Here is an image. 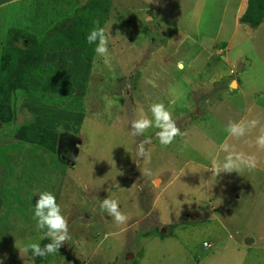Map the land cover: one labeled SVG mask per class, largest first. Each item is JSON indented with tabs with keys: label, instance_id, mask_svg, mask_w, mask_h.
<instances>
[{
	"label": "rangeland",
	"instance_id": "rangeland-1",
	"mask_svg": "<svg viewBox=\"0 0 264 264\" xmlns=\"http://www.w3.org/2000/svg\"><path fill=\"white\" fill-rule=\"evenodd\" d=\"M86 2L0 0V58L8 31H21L11 40L17 51L24 41L45 46L54 25ZM105 2L107 63L96 53L86 61L77 49L45 52L33 75L39 86L8 92L12 119L0 123V262L264 264V148L257 144L264 18L255 28L239 23L246 0ZM53 73L72 93L57 81L43 87ZM155 103L182 133L166 148L154 127L130 134L131 121L151 119ZM230 122L243 135L233 136ZM31 124L56 133L54 152L16 140V130ZM146 137L148 161L136 156ZM224 145L255 158L256 167L214 175L213 160L222 164L228 155ZM44 191L55 194L71 239L55 255L21 259L28 244L50 242L33 219ZM107 197L119 202L126 224L101 210Z\"/></svg>",
	"mask_w": 264,
	"mask_h": 264
},
{
	"label": "trees",
	"instance_id": "trees-1",
	"mask_svg": "<svg viewBox=\"0 0 264 264\" xmlns=\"http://www.w3.org/2000/svg\"><path fill=\"white\" fill-rule=\"evenodd\" d=\"M107 7L108 3L105 0H87L80 11L74 12L73 17L62 19L54 25L55 27L47 37L49 38L52 32L54 34L45 46L42 43L36 46L38 45L36 42L27 46L24 41L23 48L17 51L12 46L11 40L14 36L21 34V31L7 32L0 58V123H8L12 119L10 109L6 104L8 92L22 88L29 89L33 84L38 85L33 75H37L41 69L45 52L77 49L81 52L84 60L90 61L95 53V45L88 44L86 37L93 27H101L102 20L107 15ZM263 18L264 0H246V8L238 18V22L255 28ZM94 22H98V25ZM42 41L44 40L42 39ZM25 54L26 57H24ZM24 58L31 59L30 63H25ZM46 80H44L43 87L48 82L57 81L67 87V95L73 91L68 81L58 73L49 75ZM29 82L31 85L28 84ZM15 136L18 141L41 146L50 152L55 151L58 141L54 131L33 124L19 127Z\"/></svg>",
	"mask_w": 264,
	"mask_h": 264
},
{
	"label": "clouds",
	"instance_id": "clouds-1",
	"mask_svg": "<svg viewBox=\"0 0 264 264\" xmlns=\"http://www.w3.org/2000/svg\"><path fill=\"white\" fill-rule=\"evenodd\" d=\"M148 20L151 21V17H148ZM94 24L98 25V22H94ZM110 38V33H106L105 29L99 26L93 27L86 37L88 44L95 45L94 52L96 55L105 58V63H107L106 58L109 55ZM177 68L183 70L184 62L182 60L177 62ZM150 112L152 114L151 119L141 117L131 121L130 134L133 137L142 136L149 128L154 127L159 130L155 133L156 138L159 140L160 145L166 148L174 142L177 136L182 135L180 128L177 127L176 122L172 118L171 112L165 108L163 103L151 105ZM252 123L255 125L256 122L253 121ZM227 130L233 136H240L244 133V128L240 124L231 122ZM151 142V137H146L137 145L136 156L138 158H143L145 161L150 159V152L145 148V145L151 144ZM257 144L259 147L264 148V135L258 138ZM222 150L228 152V155H226L222 164L215 159L213 160L211 171L214 175L218 176L221 173L238 171L241 164L249 169L256 167L255 158H245L243 154L233 153L229 151L226 145L222 146ZM100 208L109 217L113 218L116 225L127 223L128 216L120 210L117 200L107 197L100 202ZM33 219L36 221L37 229L43 231L41 239H47L50 242L43 247H41L39 242L28 244L20 250L21 259L29 252H31L33 258L55 255L62 245L71 239L68 219L62 214V208L57 203L54 193L49 191L39 193L38 199L34 203Z\"/></svg>",
	"mask_w": 264,
	"mask_h": 264
},
{
	"label": "built area",
	"instance_id": "built-area-1",
	"mask_svg": "<svg viewBox=\"0 0 264 264\" xmlns=\"http://www.w3.org/2000/svg\"><path fill=\"white\" fill-rule=\"evenodd\" d=\"M207 245V244H206ZM205 244H202L204 248H209V245L206 246Z\"/></svg>",
	"mask_w": 264,
	"mask_h": 264
},
{
	"label": "flooded vegetation",
	"instance_id": "flooded-vegetation-1",
	"mask_svg": "<svg viewBox=\"0 0 264 264\" xmlns=\"http://www.w3.org/2000/svg\"><path fill=\"white\" fill-rule=\"evenodd\" d=\"M63 149L65 150V147Z\"/></svg>",
	"mask_w": 264,
	"mask_h": 264
},
{
	"label": "crops",
	"instance_id": "crops-1",
	"mask_svg": "<svg viewBox=\"0 0 264 264\" xmlns=\"http://www.w3.org/2000/svg\"><path fill=\"white\" fill-rule=\"evenodd\" d=\"M235 200H237V199H235Z\"/></svg>",
	"mask_w": 264,
	"mask_h": 264
},
{
	"label": "bare ground",
	"instance_id": "bare-ground-1",
	"mask_svg": "<svg viewBox=\"0 0 264 264\" xmlns=\"http://www.w3.org/2000/svg\"><path fill=\"white\" fill-rule=\"evenodd\" d=\"M233 86V85H232Z\"/></svg>",
	"mask_w": 264,
	"mask_h": 264
}]
</instances>
